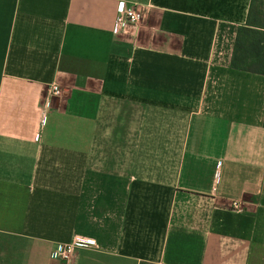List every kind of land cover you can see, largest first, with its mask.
<instances>
[{
  "label": "crops",
  "instance_id": "obj_1",
  "mask_svg": "<svg viewBox=\"0 0 264 264\" xmlns=\"http://www.w3.org/2000/svg\"><path fill=\"white\" fill-rule=\"evenodd\" d=\"M121 1L144 12L117 33ZM249 3L0 0V264L76 238L70 264H264V76L230 68Z\"/></svg>",
  "mask_w": 264,
  "mask_h": 264
},
{
  "label": "trees",
  "instance_id": "obj_2",
  "mask_svg": "<svg viewBox=\"0 0 264 264\" xmlns=\"http://www.w3.org/2000/svg\"><path fill=\"white\" fill-rule=\"evenodd\" d=\"M230 68L264 76V0H250L245 23L236 30Z\"/></svg>",
  "mask_w": 264,
  "mask_h": 264
},
{
  "label": "built area",
  "instance_id": "obj_3",
  "mask_svg": "<svg viewBox=\"0 0 264 264\" xmlns=\"http://www.w3.org/2000/svg\"><path fill=\"white\" fill-rule=\"evenodd\" d=\"M144 9L139 5H127L121 1L118 3L116 11V19L114 23V31L120 33L123 31L125 25H136L143 17ZM61 89L53 84L49 85L46 89V100L53 96H60ZM234 209L239 208L238 203H232ZM95 241L88 238H76L71 244L56 245L54 250L50 254L51 259H61L68 261L74 254L76 247L93 248L95 247Z\"/></svg>",
  "mask_w": 264,
  "mask_h": 264
},
{
  "label": "rangeland",
  "instance_id": "obj_4",
  "mask_svg": "<svg viewBox=\"0 0 264 264\" xmlns=\"http://www.w3.org/2000/svg\"><path fill=\"white\" fill-rule=\"evenodd\" d=\"M56 97H59V96H53V97H50L49 99L46 100L45 99L46 98V94H45L44 100H45V102H47V101H51L52 98H56ZM51 260H57V261H60L63 264H70L72 262V260H73V256H71L68 261L61 260V259H51Z\"/></svg>",
  "mask_w": 264,
  "mask_h": 264
}]
</instances>
